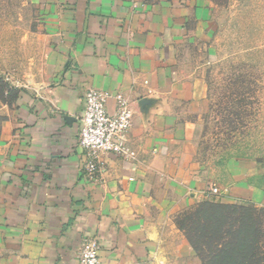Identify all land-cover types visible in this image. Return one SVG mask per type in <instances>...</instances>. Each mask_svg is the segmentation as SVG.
Returning a JSON list of instances; mask_svg holds the SVG:
<instances>
[{"label": "crops", "instance_id": "crops-1", "mask_svg": "<svg viewBox=\"0 0 264 264\" xmlns=\"http://www.w3.org/2000/svg\"><path fill=\"white\" fill-rule=\"evenodd\" d=\"M39 11L46 77L0 103V264H79L88 237L102 264H178L166 248L177 213L210 197L264 202V166L231 163L216 182L196 157L189 115L215 58L201 3L40 0ZM90 87L111 94L109 112L118 93L134 112L136 155H104L96 176L79 144ZM188 250L178 259L201 264Z\"/></svg>", "mask_w": 264, "mask_h": 264}, {"label": "rangeland", "instance_id": "rangeland-1", "mask_svg": "<svg viewBox=\"0 0 264 264\" xmlns=\"http://www.w3.org/2000/svg\"><path fill=\"white\" fill-rule=\"evenodd\" d=\"M197 1L210 20L207 44L215 58L206 66L205 95L189 117L196 157L217 182L228 178L231 163L254 161L264 166V0ZM39 2L0 0V103L12 106L46 77ZM207 201L217 200H202L173 218L166 248L178 264H186L178 258L187 249L201 264H209L206 248L195 245L187 230L189 217ZM232 204L256 209L259 235L251 264H264V202Z\"/></svg>", "mask_w": 264, "mask_h": 264}, {"label": "built area", "instance_id": "built-area-1", "mask_svg": "<svg viewBox=\"0 0 264 264\" xmlns=\"http://www.w3.org/2000/svg\"><path fill=\"white\" fill-rule=\"evenodd\" d=\"M108 91L90 87L84 95V109L80 119L79 144L82 147L88 171L96 176L104 166L103 156L114 153L134 157L135 150L127 142V134L133 125L134 112L129 100L121 93L115 95L117 106L109 112ZM208 192L220 196L221 191L211 186ZM101 245L96 237L84 239L79 252V264H102Z\"/></svg>", "mask_w": 264, "mask_h": 264}, {"label": "trees", "instance_id": "trees-1", "mask_svg": "<svg viewBox=\"0 0 264 264\" xmlns=\"http://www.w3.org/2000/svg\"><path fill=\"white\" fill-rule=\"evenodd\" d=\"M255 211L254 207L232 203H201L189 217V237L195 245L206 248L209 264H251L259 235Z\"/></svg>", "mask_w": 264, "mask_h": 264}]
</instances>
